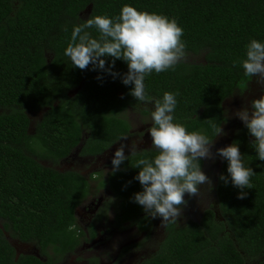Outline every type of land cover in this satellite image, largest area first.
Segmentation results:
<instances>
[{
  "label": "trees",
  "instance_id": "16d2710c",
  "mask_svg": "<svg viewBox=\"0 0 264 264\" xmlns=\"http://www.w3.org/2000/svg\"><path fill=\"white\" fill-rule=\"evenodd\" d=\"M125 4L175 18L184 30L187 53L203 55V63L181 62L174 71L152 72L144 84L149 96L178 93L174 118L188 119L185 127L190 132L204 128L203 134L210 139L212 125H219L220 104L241 90L240 82L247 79L242 66H233V61L246 58V45L252 39L264 43V0H0V106L10 110L0 115V264H56L79 244L77 233L67 228L75 224L74 211L86 198L88 183L76 173L44 168L33 157L44 154L57 160L69 153L79 141L75 114L90 125L91 137L84 145L88 153L126 132L116 113L134 98L129 94L134 85L126 86L120 76L113 78L92 65L82 71L64 55L79 13L89 9L88 18H114ZM12 7L14 17L9 14ZM89 31L98 38L95 28ZM103 59L107 68L111 58ZM112 70L122 75L128 67L126 62L118 63ZM79 86L73 98L66 95ZM120 91L124 98L118 97ZM55 102L59 104L54 107ZM195 106L202 107V115L190 119ZM42 107L50 110L35 135H30L25 112ZM252 140L248 129L241 127L230 142L238 143L243 163L255 172L252 189L244 190L246 198H237L240 189L230 178L225 184L218 177V219L211 207L198 221L168 222L156 253L139 264L260 261L264 256V161L251 147ZM156 154L145 151L129 157L107 179L118 200L115 220L120 228L129 222L141 232L151 229V220L132 197L142 191L134 179L139 172L136 161ZM227 163L224 160L219 176L228 175ZM105 185L101 181L99 187ZM3 232L34 243L44 259L20 256L15 260Z\"/></svg>",
  "mask_w": 264,
  "mask_h": 264
},
{
  "label": "clouds",
  "instance_id": "9594fccd",
  "mask_svg": "<svg viewBox=\"0 0 264 264\" xmlns=\"http://www.w3.org/2000/svg\"><path fill=\"white\" fill-rule=\"evenodd\" d=\"M92 28L98 31V38L90 33L89 29ZM64 30L67 31L66 26ZM183 34L184 30L175 18L140 11L125 4L117 17L96 15L82 24L74 25L71 40L64 52L73 67L83 71L92 65L93 70H104L113 78L120 76L124 85H134L129 94L137 102L154 105L148 134L157 154L153 159L140 158L136 161L135 168L139 172L134 179L139 181L142 191L134 193L132 200L152 219L160 218L162 225L175 222L182 216V210L188 204L185 194L201 201V186L207 185L208 192L213 187L210 178L202 171L200 162L202 159L214 158L211 151L214 140L200 131L190 132L183 124L174 121L178 93L166 91L162 99H156L145 91L146 76L152 72L174 71L179 63L188 59ZM109 57L111 64L106 68L103 58ZM116 60L126 62V73L121 75L112 70ZM237 63L242 66L244 77L247 78L240 82L239 87L246 89L248 82L255 78V83L264 92V43L252 39L246 45V58L233 61V66ZM250 106V110L245 106L235 111L234 116L243 122L249 135L254 137L251 147L255 149L258 159L264 161V94L252 99ZM212 128L215 138L226 135L221 124H213ZM126 148L129 155H125ZM137 151V145L121 143L111 159L112 172L120 170V165L130 155H136ZM215 155L228 162V175L221 174L219 179L227 184L230 178L231 184L240 189L237 198H246L244 190L252 189L251 177L255 172L243 163L238 143L216 149ZM67 231L77 232V226L71 224Z\"/></svg>",
  "mask_w": 264,
  "mask_h": 264
},
{
  "label": "flooded vegetation",
  "instance_id": "af4514ba",
  "mask_svg": "<svg viewBox=\"0 0 264 264\" xmlns=\"http://www.w3.org/2000/svg\"><path fill=\"white\" fill-rule=\"evenodd\" d=\"M16 11L15 7L11 8V11L9 12L11 17H14V14ZM89 9L82 11L79 13V19L76 23L79 25L81 22L85 21L89 17ZM48 57V54H46V58ZM189 64H200L204 62L203 55L200 54H188V59L184 61ZM122 64L124 61L122 60H116L115 64ZM46 64L49 65V59H46ZM80 86L76 87L72 90H69L66 92V95L69 98H73L75 94L78 92ZM164 93V92H163ZM125 93L118 92V97L124 98ZM249 94L248 100L243 99L241 101V98L245 95ZM264 94L261 90V86L255 83V78L251 82H248L246 89L236 90L229 98L224 99L222 103L220 104L221 109V118L219 120V125L221 124L224 132H225V119H226V111L225 106L226 104L231 100L235 99L233 106L231 107V110L233 112L242 109L243 107L247 106L250 110V101L252 99L259 98L260 95ZM156 99H162V97H158L155 95H150ZM241 97L238 99L237 97ZM59 102H55L53 106L55 107L58 105ZM154 105L153 104H144L142 102H137L135 98H130V100L127 101L125 106L117 111L116 117L121 120L126 125V132L121 136L119 134L117 138H114L108 143L102 145L100 149L96 151L87 152L84 150L85 141L91 137L90 133V125H88L84 118L79 116L78 114H75V120L77 121L80 133H79V141L78 143L69 151V153L66 156L60 157L54 159L53 157L45 156L44 154H37L33 157V159L38 162L42 167L47 168L44 166L41 162H51L55 164V167L59 169H66L67 171H57L60 173L64 172H70V173H76L80 177L84 178L86 182L89 185V191L86 195V198L83 199L80 204L76 207L74 211L75 216V225L77 226V232H78V241L79 244L74 248L72 252H68L64 254L61 258L66 259H72L70 264H105L103 262V259L101 258L100 254H97L95 251H92L94 256H89V252L91 251V248L93 246H96L98 243V238L100 236H104L106 234V229H99V225H104L106 220V214L109 210V207L112 206V220H113V227L116 230H122L127 228L128 226L135 228L138 232H141L137 229L135 225L130 224L129 222L123 223L122 228L118 226L117 221L115 220L116 217V210L118 209V200L115 197V195L112 193V191L109 189L107 185V179L109 178V175L112 174V164L111 159L114 155L115 149L119 147L121 143L125 144H135L138 147V153L142 152H148V151H155V149L151 146V137L148 134L149 127L152 126V119H151V112L153 110ZM195 113L191 115L190 119H195L202 115V107H196ZM65 110L72 109L73 111L78 110V108H64ZM50 110V107H42L37 108L34 110H29L25 112V115L28 119V126H27V133L30 135H35L36 133V127L41 121L43 120L44 116L47 114V112ZM10 113V110L4 106H0V115H7ZM184 121L181 122L179 118H174L175 122L181 123L184 126L186 125V121L188 119L181 118ZM234 124H238V126L235 128L233 125L229 129L232 131L230 133V137L227 141H225V136H218L215 138L213 136L211 139L214 140V147L211 149V151L214 154L213 159H202L201 160V168L202 171H208L212 175V182H216V187L214 188V197H215V204L212 208L216 206V188L218 185V177L220 174V170L222 168L224 159L221 158L218 155H215L216 149L222 148L225 146H228L231 142V139L234 135V133L241 127H244L243 122L237 118L233 117ZM188 130V129H187ZM190 131V130H188ZM195 131L205 132L204 128L196 129ZM36 138V136L34 137ZM222 138V139H221ZM250 138H254L251 137ZM229 141V142H228ZM228 142V143H227ZM216 148V149H215ZM128 148L125 149V155H129ZM131 157V155L129 156ZM128 157V158H129ZM125 160L120 165V170L123 167V164L126 162ZM50 163V164H51ZM51 169V168H47ZM55 170V169H52ZM104 170V171H103ZM56 171V170H55ZM101 181H104L106 184L104 188H100L99 184ZM202 190H206L204 187H202ZM107 193L112 197V203L110 206L108 205L107 200ZM209 194H206L205 201L200 204L199 210L203 209L204 207L208 206L203 209L201 215L204 211L211 208L210 204L212 199L210 196H207ZM209 203V204H208ZM206 205V206H205ZM203 207V208H202ZM146 215V214H145ZM148 219L151 220L152 226L149 232L152 230V232L156 233V223L155 220L152 219L150 216L146 215ZM176 222V221H175ZM168 223V222H167ZM166 223V224H167ZM162 226V231L157 233V237L160 235L161 240L163 241L165 238V227ZM0 229L2 230V221L0 220ZM76 232V233H77ZM149 232H141L143 234H148ZM4 233L6 241L12 246L14 249L15 254V260L20 257H33L43 260L44 257L40 254L38 248L36 245L32 242H24L19 241L18 239H13L9 237L8 233ZM162 243V242H161ZM123 251H127V249H124ZM91 252V253H92ZM125 253V252H124ZM79 257L82 258V260H78ZM115 260V259H114ZM113 260V261H114ZM112 261V262H113ZM131 262V261H130ZM58 264V263H56Z\"/></svg>",
  "mask_w": 264,
  "mask_h": 264
},
{
  "label": "rangeland",
  "instance_id": "374dc122",
  "mask_svg": "<svg viewBox=\"0 0 264 264\" xmlns=\"http://www.w3.org/2000/svg\"><path fill=\"white\" fill-rule=\"evenodd\" d=\"M249 94L241 97H237L238 99L241 98V101L248 100ZM246 100V101H247ZM235 99H231L225 106L226 111V119H225V141L228 140L230 137V131L229 129L234 124V112L231 110V107L233 106ZM235 128L238 126V124L233 125ZM222 139V138H221ZM229 142V141H228ZM227 142V143H228ZM230 145V144H229ZM216 149V148H215ZM44 166L47 168L55 169L56 171H67L66 169L62 168L59 169L55 167V164L49 162H41ZM51 163V164H50ZM104 171V170H103ZM204 172V171H203ZM212 181V175L210 172L205 171L204 172ZM212 190L210 192L207 191L208 186L203 185L206 190H202V198L201 201L197 197H189L187 194H185V200L188 201V204L186 207L182 210V216L176 221L178 225H181V223L192 220V221H198L201 217V213L204 208L209 207H202L203 209L199 210V207L201 203L205 201L206 194H209L207 196H210L212 199L210 207L215 204V197H214V188L216 187V182H212ZM107 200L108 205L113 202L112 197L107 193ZM209 204V203H208ZM112 206L109 207V210L106 214V220L104 225H99V229H106V234L104 236L97 237L98 243L96 246H93L91 248V251L88 253L89 256H94L92 251H95L97 254H100L101 258L103 259V262L105 264H139L145 259L151 257L154 255L159 248V245L161 244L162 240L160 238V235L157 237V233L162 231V226L164 224H161L160 218H156V233L154 234L152 230L148 234H143L141 232H138L135 228L128 226L125 229L122 230H116L113 227V220H112ZM124 249H127V251H123ZM92 252V253H91ZM125 252V253H124ZM115 259V260H114ZM78 260H82L81 257H79ZM114 260V261H113ZM72 259H66L61 258L58 262V264H70ZM113 261V262H112ZM131 261V262H130ZM257 262H260L261 264H264V256L260 259V261L256 262H249L248 264H258Z\"/></svg>",
  "mask_w": 264,
  "mask_h": 264
},
{
  "label": "water",
  "instance_id": "95a60500",
  "mask_svg": "<svg viewBox=\"0 0 264 264\" xmlns=\"http://www.w3.org/2000/svg\"><path fill=\"white\" fill-rule=\"evenodd\" d=\"M214 213H215V217H216V219H218V215H219V213H218V211H217V209H216V206L214 207ZM222 220V219H221Z\"/></svg>",
  "mask_w": 264,
  "mask_h": 264
}]
</instances>
